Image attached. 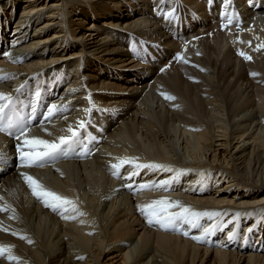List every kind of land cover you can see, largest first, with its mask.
<instances>
[{
  "label": "bare ground",
  "instance_id": "1",
  "mask_svg": "<svg viewBox=\"0 0 264 264\" xmlns=\"http://www.w3.org/2000/svg\"><path fill=\"white\" fill-rule=\"evenodd\" d=\"M183 1L0 0V94L6 97L0 99V128L5 125L12 136L0 135V264H103V255L123 251L124 264H264V0H193L192 8ZM156 7L160 11L155 14ZM226 26H233L235 39L224 33ZM250 26L253 30L247 32ZM73 33L76 38L70 42ZM78 42L83 43L75 48ZM219 52L224 54L220 60ZM35 89L42 91L45 105L31 101ZM251 89H256L257 100L250 97ZM162 97L173 98L162 101L165 114L157 111ZM11 104L19 109L26 105L36 119L28 117L26 128H17L22 113H14ZM48 105L59 110L46 121L41 116ZM155 113L164 119V128L151 123ZM59 116L63 119L57 122ZM175 126L184 136L177 141L183 139L181 157ZM70 128L80 130L73 142L81 143L75 157L88 156L103 141L97 134L109 131L103 149L114 152L110 146L118 149L119 139L131 138L135 146L126 149L136 156L138 167H147L145 173L155 179L184 173L188 184L164 187L156 180L155 188L137 189L123 182L122 189L118 186L99 200L101 190L96 193L94 187H99L98 177L91 181L84 176L90 169L102 171L103 162L93 161L102 148L83 163L44 168L21 161V151L30 150L25 139L59 143L71 135ZM21 129L25 135L17 139ZM254 129L257 137L245 139ZM137 134L143 135L144 147ZM64 151L44 162L52 165ZM208 155L212 165L202 162ZM138 156L148 161L138 163ZM70 175L79 181V191L67 182L73 185L72 197L62 196L74 199L78 210L71 209L72 203L64 205L76 220L62 223L61 209L46 206L51 198L34 195L25 177L49 191L41 180L51 183L50 178ZM192 181L199 185L192 187ZM92 188L93 198L86 192ZM158 201L170 203L148 214L145 206ZM100 206L104 226L96 218ZM161 207L165 211L157 216ZM40 222L50 225V242L41 236ZM113 248L117 251L110 254Z\"/></svg>",
  "mask_w": 264,
  "mask_h": 264
},
{
  "label": "rangeland",
  "instance_id": "2",
  "mask_svg": "<svg viewBox=\"0 0 264 264\" xmlns=\"http://www.w3.org/2000/svg\"><path fill=\"white\" fill-rule=\"evenodd\" d=\"M184 3H186V5H187V7L188 8H192L191 6H192V4H193V0H184L183 1ZM244 4H246V6H248V4H247V2H243ZM134 6H135V3L133 4ZM87 5H85V7H86ZM151 8V7H150ZM158 8L159 7H156V9H155V14L157 13V10H158ZM152 9H153V7H152ZM158 11H160V10H158ZM15 17H16V15H14ZM12 17L11 18V21L13 22L14 20H15V17ZM73 16H74V14L72 13L71 15H70V17H72L73 18ZM166 18L169 20L168 22H170V20H171V18H170V13L169 14H166ZM167 22H163L161 25H164V24H166ZM73 25H75V23H73ZM252 27V28H251ZM253 27L254 26H250V28L248 27L247 29H246V31L247 32H250V30H253ZM242 29V28H241ZM244 29V28H243ZM255 29V28H254ZM87 32H92V31H90V30H86ZM225 33H227V34H231L230 36H232V37H234L233 35V33H232V31H227V32H225ZM256 34V33H255ZM257 35V34H256ZM252 37L254 36V35H251ZM74 38H76V33H73V34H71L70 36H69V39H70V42L71 41H73L74 40ZM254 39L256 38L255 36L253 37ZM92 40H94V42H98L99 40H98V38H96L95 36H92V38H91ZM234 39H235V37H234ZM209 43H211V42H213V40L212 39H210L209 41H208ZM79 43H83V42H78V44H76L75 45V48H78L79 47ZM153 43V42H152ZM229 43H231V42H229ZM115 46H116V44L115 43H113ZM97 45V44H96ZM230 46H232L231 44H229ZM233 47V46H232ZM224 51V53H225V51H226V48H223V47H221ZM221 50V49H220ZM220 53V52H219ZM219 53H217L216 54V58L217 59H219V58H223V53H220V54H222L221 56L219 55ZM48 54H46V56H47ZM219 55V57H217ZM214 56H215V54H214ZM213 56V58L214 59H216L215 57ZM129 58V57H128ZM221 58V59H222ZM216 59V60H217ZM220 60V59H219ZM128 61V60H127ZM79 62H81V59L79 60H75V62L73 63L74 65H77V63L79 64ZM69 65H67L66 67H68ZM75 75H76V73H75ZM78 82H79V80H78ZM255 90L256 89H251L250 90V97H252V100H257L258 98L257 97H255V95H253V94H255L256 92H255ZM254 91V92H253ZM163 99V100H162ZM162 99H161V104H160V102H157V103H159V105L157 104V103H155V105H154V109L157 107V105H158V109H157V111H159V109L162 111V113L163 114H165V106L163 105L162 106V101H163V104L166 102V101H168L167 100V98L165 99V98H163L162 97ZM165 99V100H164ZM140 100H138L136 103H140L139 102ZM172 102H173V100H172ZM73 106V105H72ZM71 106V107H72ZM160 106V107H159ZM68 107H69V105H68ZM137 109L139 110L140 109V107H139V105L137 106ZM136 109V110H137ZM135 110V111H136ZM67 111H69V108H68V110ZM66 111V112H67ZM68 114V112L66 113V115ZM157 113H155V114H153V116H152V118L150 119L151 120V123L153 124V125H156V126H158L159 128H164V126H166L167 124L165 123V121H164V119L162 118V119H159V118H157V116H158V114L156 115ZM153 119V120H152ZM162 120V121H161ZM60 121H62V119H58V121L57 122H60ZM153 121V122H152ZM45 127V126H44ZM175 132L177 131V133H175L174 134V138H175V141L177 142L178 141V139H179V137H180V135L182 134V137L181 138H183L184 136H183V132H182V129H181V127H179V126H175ZM256 129H254L253 131H249L248 133H247V135L245 136V139H250V136H251V139L252 138H255V137H257V132L255 131ZM254 131H255V133H257V134H255L254 133ZM251 132V133H250ZM254 134H253V133ZM193 133H197V132H195V131H193ZM255 135V136H254ZM1 137V136H0ZM103 139V138H102ZM126 140H124V139H122V140H118V143H116V145H117V147H118V149L117 148H115V147H112V146H110L109 148H111V149H113L114 148V152L113 151H107V150H105V149H101L99 152L100 153H102V154H100L99 152H97V153H99L100 155H96V157L94 158V160L93 161H102L103 163H99L100 165L101 164H103L104 165V167H103V165H102V171H101V169H98V170H96V168H94L93 170L92 169H90L89 171H88V173L86 174L85 173V176H84V178H85V180H93V177L95 178V177H98V178H95L94 180L97 182V184H99V187H98V185L96 186V185H94L95 183H93V185H94V187H95V191H96V193H97V191L99 192L100 190H101V193H97V199H99V200H101L102 199V196L105 194V196H103V197H106L107 195H110L113 191L112 190H115L116 188H117V190H118V186L120 187L121 186V189L123 188L122 187V185H120L118 182H116V178L114 177V173H115V170L117 169V167H119V166H121L120 168H119V171L121 172V171H123L124 170V173L125 172H128L129 171V173H128V175H131L132 174V170L133 171H138V170H140L141 169V171H140V173H142V172H145L146 170H147V167L146 166H143V165H140V167H138V165L139 164H137L136 165V162L134 163V161L136 160L135 158L133 159V157H136L135 155H131V153L126 149V147H128V148H132V147H134L135 146V143L133 142V140L131 139V138H125ZM136 139H137V143L139 144V145H141L142 147H144L145 146V140H144V137H143V135L142 134H137V136H136ZM184 139V138H183ZM183 139H181V141L180 142H177V150H176V152H177V154H178V157H181L182 156V148H180V145L182 144V140ZM107 140H109V137L107 138ZM120 142V143H119ZM101 143V140H100V142H99V144ZM126 145H125V144ZM193 143V142H192ZM98 144V145H99ZM121 146H124V147H121ZM107 151V152H106ZM104 152H106V153H104ZM130 153V155H129V153ZM96 153V154H97ZM112 154V155H111ZM114 154H115V156H114ZM125 154V155H124ZM106 155V156H105ZM108 155V156H107ZM129 156V157H128ZM98 157H99V159H98ZM119 157H121V159L119 160V159H117V158H119ZM125 157V159H122V158H124ZM127 157V158H126ZM132 157V159H128V158H131ZM92 158V159H93ZM91 159V160H92ZM113 159V160H112ZM137 159H139L138 160V163H141V161L143 160H146V159H143V158H141L140 159V156H138V158ZM116 161V162H115ZM121 161V162H120ZM128 161V162H127ZM142 161V162H143ZM148 161V160H147ZM147 161H144V162H147ZM150 161V160H149ZM202 162H203V164H206V165H212V164H210V162H209V155H208V160H206V158L204 157L203 159H202ZM83 163V162H82ZM98 163V162H97ZM117 163H118V166L117 167H113V165H117ZM119 163H122V164H119ZM134 163V164H133ZM95 164V163H94ZM109 164H111V166L109 165ZM96 165V164H95ZM98 165V164H97ZM107 165H108V167H107ZM122 165H124V166H127L128 168H125L124 166H122ZM132 165H133V167H135L136 166V168H135V170L134 169H131L130 170V167H132ZM99 166V165H98ZM106 166V167H105ZM94 167V166H93ZM168 167V166H167ZM166 167V168H167ZM169 167H171V166H169ZM99 168V167H98ZM114 168V169H113ZM113 170V171H112ZM145 170V171H144ZM95 171V172H94ZM101 171V172H100ZM90 172V173H89ZM99 172V173H98ZM95 175H94V174ZM150 173V172H149ZM148 173V174H149ZM83 174H84V172H83ZM92 174V175H91ZM96 174H97V176H96ZM100 174V175H99ZM162 174V173H161ZM164 174V173H163ZM162 174V175H163ZM105 177H104V176ZM174 175H175V177H174ZM70 176H72V175H70ZM70 176L66 179L65 178V176H63V177H59L60 179H58V180H55V181H53L54 179L53 178H50V180H51V183H48V180L46 181L45 179L44 180H41L40 181V183L41 184H45V186L49 189V191H51V192H53V193H56L57 195H59L60 197H64L65 199H67L68 201H71L72 202V204L74 205L71 209H75L76 211L78 210V205L76 204V201L74 200V199H69L67 196H70L69 195V193H70V191L72 190V184L70 185L69 183H72L73 182V184H74V186H73V191L75 190H78L79 191V188L77 187V185L79 184V181L77 180V178L76 177H74V176H72L71 178H70ZM88 176H90V177H88ZM101 176H102V178H101ZM110 176V177H109ZM152 175H149V176H147V178H149V181H154V180H156L155 178L156 177H153V176H155V175H153L152 177H151ZM171 176V177H170ZM184 176V173H174L173 175H168V176H166L165 178L163 177V176H158V178H157V181L159 180L161 183H163V182H167V180H169L170 178H172V180H170V182H173V184H177V186L179 185V186H182V185H185V184H188V183H186L185 181L183 182V180H184V178L185 177H183ZM103 178H106L105 180L103 179ZM168 178V179H167ZM181 178H182V181H181ZM68 179H70V181H68ZM96 179H98V181H99V179H100V181H101V183H98V181L96 180ZM102 179V180H101ZM200 179V178H199ZM199 179H197L198 181H199V183H200V180ZM67 180V181H66ZM109 182V183H107V184H110V185H113L112 186V188H111V186L109 185H107L108 186V189L110 190V193H107L106 194V191L107 192H109V190L106 188V186H105V184H106V182L107 181ZM148 179H146L145 181H147ZM163 180V181H162ZM196 180V178L194 179V181H197ZM75 181V182H74ZM99 181V182H100ZM104 181V182H103ZM106 181V182H105ZM111 181V182H110ZM156 181V182H157ZM158 181V182H159ZM178 181V182H177ZM194 181H192L191 183H192V187H194ZM52 182H53V185H55V187H56V190L58 191V192H55V189H53V187H50V186H53L52 185ZM65 182H66V185H65ZM67 182H69L68 184H67ZM104 183V184H103ZM43 184V185H44ZM48 184H51V185H48ZM58 184V185H57ZM86 184H87V182H86ZM89 184V183H88ZM62 185V186H61ZM69 185V186H68ZM104 185V186H103ZM199 185V184H198ZM197 185V186H198ZM79 186V185H78ZM196 186V185H195ZM196 186V187H197ZM68 187V188H67ZM71 187V188H70ZM87 187H89V186H87ZM96 187H97V189H96ZM103 188V190H102V188ZM104 188H105V190H104ZM195 188V187H194ZM62 189V190H61ZM88 189V188H87ZM83 190H85V188H84V186H83ZM194 190V189H193ZM68 191V192H67ZM77 191V192H78ZM95 191L93 190V188L92 189H89L88 191H86L87 193L89 192L90 194H92L91 196H89L90 194L88 193L87 195H88V197H91V198H93V196H94V193H95ZM112 191V192H111ZM122 191H125L124 189L122 190ZM61 192V193H60ZM63 192H64V194H66L67 196H62L63 195ZM178 192H179V190H178ZM80 193V192H79ZM82 193H84V191H81V194H79V195H82ZM96 193H95V195H96ZM183 193H186V192H183ZM182 193V194H183ZM100 194V195H99ZM156 194H160V192H158V193H156ZM70 197H72V196H70ZM106 198H108V197H106ZM98 200V202H100ZM98 202H97V204H98ZM64 205H62V206H60L59 207V210L61 209V211H59V214L61 215V218H60V216L58 217V221H63L64 223H66V220L68 219H75L74 217H73V215H71V216H68L66 213V216H65V214H63L64 212H66V207L64 208L63 207ZM102 206V205H101ZM101 206L99 207V209H98V212L96 213V218H97V220H98V223L100 224V225H103L104 226V224L103 223H105V221H103L102 219H103V217H102V212H101V210H102V208H101ZM69 208L67 207V210H68ZM156 209H158V208H156ZM108 211L109 210H107V213H108ZM158 211H160V209L158 210ZM82 212H84L83 210H82ZM141 212V211H140ZM111 216V215H110ZM102 218V219H101ZM76 220V219H75ZM102 220V221H101ZM34 222H36V221H34ZM39 222V221H38ZM62 222V223H63ZM69 222H72V221H69ZM101 222V223H100ZM103 222V223H102ZM62 223H60V224H62ZM58 226V225H57ZM39 228H38V230L40 231L41 230V236L43 237V238H45V241H47L49 238V242L52 240V238L49 236V232H51L52 233V230L51 231H49L51 228H49L50 227V225L48 224V223H46V222H40V225L38 226ZM60 227L58 226L57 227V231L55 230V233H54V236L57 234V232H58V229H59ZM61 228H64V227H62L61 226ZM174 228V227H173ZM172 228V229H173ZM93 234L94 233H92L91 234V236L90 237H92L93 236ZM173 234H175V233H173ZM44 235V236H43ZM176 235V234H175ZM179 235V234H178ZM89 247H92V244H90V246ZM197 248V247H196ZM198 249V248H197ZM201 250H199L202 254L203 253H205V250L203 251V249H202V247L200 248ZM117 251V249L116 248H113V250L112 251H110V254H113V253H115ZM126 252L125 251H123L122 253H116V255H118L119 256V258H116V255H114L115 256V259H114V256L112 257V256H109V258L107 257V258H105V255H103L102 256V258H101V262L103 263V264H124V262H123V260H122V257L124 258V254H125ZM210 254V257H211V255H212V253L211 252H209ZM120 255H122L121 257H120ZM209 255H207V256H205V259H208V258H210L209 257ZM122 260V261H121ZM131 262H133V260H130V261H128V263L127 264H131Z\"/></svg>",
  "mask_w": 264,
  "mask_h": 264
},
{
  "label": "snow or ice",
  "instance_id": "3",
  "mask_svg": "<svg viewBox=\"0 0 264 264\" xmlns=\"http://www.w3.org/2000/svg\"><path fill=\"white\" fill-rule=\"evenodd\" d=\"M166 98L173 99L172 97H166ZM0 99H6V97H4L3 94H0ZM58 110L59 109L57 108V106L55 105L52 106L49 109V115L54 114V112ZM2 111H3V107H0V112ZM2 130L3 129L0 128V131ZM69 132L71 133V135L68 137H61L59 139V143H54V142L50 143L46 140L39 138L25 139L23 141V145H27L30 150L27 153L21 151V156H20L21 161L22 162L27 161V164L25 166L31 167V166H42L45 160L54 159L58 153L63 152L65 147H70L78 135V133L76 131H73L71 128L69 129ZM24 135H25V131L24 129H21L20 135L17 136V139H19L20 136H24ZM19 150L20 149H18V151ZM113 167L115 168L117 167V165H113ZM25 179L26 182L29 183V187L32 189L33 194L36 195L38 198H44V197L51 198L53 203L49 204L48 201L45 200V204L46 206L51 207L53 211H56L58 207L62 205H67L72 203L71 201H68L65 198L60 197L56 193L45 190L43 186L40 185L39 182L36 181L33 177L26 176ZM169 203L170 202L167 201H158L155 202L154 205H148L145 207L150 210L148 214L151 215L155 213V209L157 206H167ZM172 206H176V205H172ZM164 211L165 208L161 207L160 212L156 213L157 216L162 215ZM183 211L187 213L190 210L184 208ZM164 219L170 221L172 217L165 216ZM157 222L163 225L164 220L157 219ZM149 223H152V220H149ZM193 238L197 240L200 239V237H193Z\"/></svg>",
  "mask_w": 264,
  "mask_h": 264
}]
</instances>
